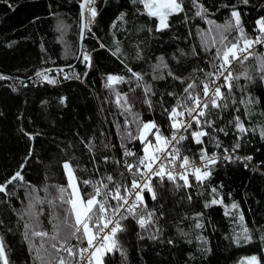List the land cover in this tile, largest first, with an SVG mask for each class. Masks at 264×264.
Masks as SVG:
<instances>
[{"label": "trees", "instance_id": "16d2710c", "mask_svg": "<svg viewBox=\"0 0 264 264\" xmlns=\"http://www.w3.org/2000/svg\"><path fill=\"white\" fill-rule=\"evenodd\" d=\"M80 1L0 0V76L6 77L0 79V184L17 171L24 177L9 184L7 194L0 193V238L11 264H40L34 257L41 240L31 235L25 238L24 225L29 222L25 213L30 203L34 211L43 210L40 221L45 230H51L48 221L53 210L47 203L36 204L35 198L52 199L57 194L52 185H67L65 161L71 163L80 181L106 183L105 177L112 175L116 182L130 183L124 161L133 162L136 157H126L125 148L143 155L140 141L128 137L129 132L137 134L136 118L154 121L169 136L165 109L176 104L187 83H199L203 77L199 69L212 70L215 52L204 50L202 36L209 29L216 36L223 31L218 26L234 24L233 6L249 37L259 34L256 21L264 17V0H248L247 4L243 0H198L207 9L201 16L196 15L200 9L192 0H183L184 12L170 18L169 28L156 31L157 20L138 12L143 6L132 0H94L97 15L90 30L84 32L81 57L64 71L71 75L60 78L58 68L69 67L76 59ZM121 13L122 20L118 19ZM228 35L232 39L239 32L233 29ZM84 54L90 55V66L83 60ZM158 57L164 58L167 67L154 72ZM246 66L252 80L236 81L228 108L211 110L208 117L225 131L205 128L212 135L197 145L189 130L185 133L189 138L178 145L182 155L194 160H199L202 147L209 155L215 153L217 162L210 166V177L203 184L190 177L191 188H177L166 179L153 178L158 198L153 201L145 194V203L155 210V223L142 229L132 216L123 220L125 230L118 233L120 250L105 255V264H239L250 256L264 264V81L255 71V57ZM128 68L141 73L143 81L138 82ZM45 70L56 76V83L28 84ZM169 71L184 83L168 76ZM241 71L237 64L234 72ZM108 75L121 76L124 82L109 89L105 87ZM154 75L164 78L153 79ZM145 84L152 89L147 96L151 107L144 102ZM222 91L227 94L226 88ZM170 92L176 96L168 95ZM117 94H127L129 104H118ZM236 116L246 133H239L229 123ZM236 144L239 148L233 150ZM45 186H49L47 192ZM80 187L85 195L93 191L91 186ZM213 199L222 203L211 204ZM234 203L237 208L231 207ZM56 212L63 215L62 209ZM241 215L251 241L241 239L238 245ZM197 222L202 226L196 227ZM86 245L84 241L81 246ZM40 254L46 256L43 249Z\"/></svg>", "mask_w": 264, "mask_h": 264}, {"label": "snow or ice", "instance_id": "6c2138e0", "mask_svg": "<svg viewBox=\"0 0 264 264\" xmlns=\"http://www.w3.org/2000/svg\"><path fill=\"white\" fill-rule=\"evenodd\" d=\"M132 2L143 6L142 9H137L138 12H142V14L158 21L156 31L169 28L170 18L184 12L183 0H132ZM247 2L248 0H243V3L247 4ZM93 4L94 0H81L80 14L82 20L86 16L91 19L95 18L97 11ZM192 4L200 9L196 12L197 16H201L202 12L207 11L203 8V5L198 4V0H192ZM224 7L228 6L224 5ZM123 17L124 14L121 13L118 19L122 20ZM231 18L235 23L229 22L224 26H218L223 27V31L219 32L218 35H212V30L209 29L207 35L202 36L204 50H214L215 52L210 61L212 70L199 69L203 73L199 83L195 80L187 83L183 89V95L177 98L176 104L171 109H165L168 113L171 136L163 135L154 121L144 122L139 120V117L136 118L138 124L137 134L133 135L129 132L128 137L140 141L143 155L137 156L136 153L125 148L124 155L126 157H136L133 162L124 161V167L131 176L130 183L116 182L112 175L105 177L106 183L90 180L80 181L71 163L65 161L62 167L67 185H52L51 187H54L57 193L52 199L35 198L36 204L47 203L53 210L51 219L48 221L51 225L50 231L45 230L40 221L39 217L43 210L34 211V205L29 204L28 211L25 213L29 216V222L24 225L26 229L25 238L27 239L29 235L40 238L41 244L36 249L37 255L34 257L35 260L40 261V264H105V255L120 250L118 233L125 230L122 225L123 220H126L128 216H132L136 218L142 229H147L155 223V210L148 209L145 203V194L150 195L153 201L158 198L154 177L159 178L161 182L166 179L177 188H191L190 177H193L198 184H203L210 177V166L217 162L216 154L209 155L207 150L202 147L200 148L199 163H197L189 156L182 155L178 145L189 138L185 135L189 130H191L192 141L197 145H203L205 143L203 138L212 135L211 132L205 131V128L211 129L212 132L225 131L223 128H217L215 120L208 119V117L212 114L211 110L228 108L227 100L232 94L236 81L241 78L252 80L246 66V61L250 57L256 58L255 71L260 75V79L264 81V54L254 51L257 45L264 46V17L256 21L259 34L254 38L245 34L241 24V14L235 9V6L231 11ZM91 19L89 22H91ZM233 29L239 32V36L229 39L228 34ZM101 47L104 46L101 45ZM119 51L120 49L117 47L116 52ZM137 57H140L139 52H137ZM83 60L90 66L91 57L89 54H84ZM158 60L160 63L153 66L154 72L161 67H167L163 57H158ZM237 64L243 68V71L234 72ZM128 71L132 73V76L138 82L143 81L141 73H137L131 68H128ZM40 75L41 73L38 72L37 76ZM168 76L184 83L181 77L176 76L171 71L168 72ZM162 78L164 77L153 76V79ZM0 79H6V77L0 76ZM44 79L50 84L56 83L55 80L49 79L47 76ZM121 82H124L123 77L108 75L105 87L114 90V86ZM222 88L227 89V94L222 91ZM144 90L146 96L144 102L151 107L147 96L152 89L145 84ZM168 95L176 96L175 93L171 92ZM121 101L125 105L129 104L127 94L123 96L117 94L116 102L119 104ZM60 102L64 103V98H61ZM127 110H130V106ZM229 123H233L239 133L247 132L239 116L234 117L233 121ZM225 135H227V132H225ZM261 135L264 138V132ZM212 138L214 139V137ZM216 147H220L219 143ZM236 148H239V144L234 145L233 150ZM227 152L228 149H225V153ZM224 158L231 159L229 155H225ZM104 159L107 162L108 158L105 157ZM244 159L251 160V157H245ZM24 166V164H21V170ZM16 180H24L21 171H17L5 183L0 184V193H6L7 186ZM178 181H183V184L181 185ZM81 184L91 186L93 191L85 195L80 187ZM48 187L45 186V192L48 191ZM212 191L215 193L217 190L213 188ZM188 199L191 200V196ZM113 201L115 203H112ZM218 203H222V201L217 199L211 201V204ZM205 206L208 207L209 205ZM231 207L237 208L238 205L234 203ZM56 209H62L63 215L57 214ZM124 213H127V215ZM226 214H228L227 211ZM199 215L201 214L197 213V216ZM243 219L241 215L239 220L242 234L235 241L238 245L241 239L245 242L251 241V236L248 235L249 229L244 226ZM201 226L197 222L196 227ZM151 238L155 239L154 236ZM72 240H76L78 243H70ZM84 241L87 242V246H81ZM46 244L48 248L45 247ZM49 248L52 250L51 252L48 251ZM41 249L44 250L46 256L40 254ZM61 253H66L67 256ZM0 264H11L2 238H0ZM239 264H260V261L256 256H250L242 258Z\"/></svg>", "mask_w": 264, "mask_h": 264}, {"label": "built area", "instance_id": "2783aa9c", "mask_svg": "<svg viewBox=\"0 0 264 264\" xmlns=\"http://www.w3.org/2000/svg\"><path fill=\"white\" fill-rule=\"evenodd\" d=\"M255 50H260V52L262 54H264V46H261V45H257L254 49ZM49 72H43L41 73L40 76H37L35 75L34 77L30 78L28 80V84L35 87V86H41V85H44V84H49L45 79L44 77L47 76L49 78ZM71 75V73H64V71H61L59 73V77L60 78H63V77H69ZM75 75V74H74ZM172 134V133H171ZM171 134L169 136H171ZM197 163H199V160H195ZM155 178V177H154ZM123 211V210H122ZM87 246V245H86Z\"/></svg>", "mask_w": 264, "mask_h": 264}, {"label": "water", "instance_id": "95a60500", "mask_svg": "<svg viewBox=\"0 0 264 264\" xmlns=\"http://www.w3.org/2000/svg\"><path fill=\"white\" fill-rule=\"evenodd\" d=\"M81 3V1H80ZM81 9H80V4H79V30H78V43H77V55H76V59L74 61V63L72 65H70L69 67H63V68H58V70H62V71H66L68 69L73 68L76 63L79 61L80 57H81V53H82V40H83V36H82V29H83V35L85 32V18L82 20L81 18ZM49 70H45L43 72H48ZM41 72V73H43Z\"/></svg>", "mask_w": 264, "mask_h": 264}, {"label": "rangeland", "instance_id": "374dc122", "mask_svg": "<svg viewBox=\"0 0 264 264\" xmlns=\"http://www.w3.org/2000/svg\"><path fill=\"white\" fill-rule=\"evenodd\" d=\"M90 19H91V18H90V17H87V16H86V18H85V25H87V27H85V32L89 29V27H90V25H91V23H92V19H91V22H89ZM157 23H158V21H157ZM54 78H56V76L53 77V76L49 75V79L54 80ZM49 84H50V83H49ZM62 165H63V164H62ZM63 171H64V170H63ZM66 181H67V179H66Z\"/></svg>", "mask_w": 264, "mask_h": 264}, {"label": "bare ground", "instance_id": "6f19581e", "mask_svg": "<svg viewBox=\"0 0 264 264\" xmlns=\"http://www.w3.org/2000/svg\"><path fill=\"white\" fill-rule=\"evenodd\" d=\"M68 71V70H67Z\"/></svg>", "mask_w": 264, "mask_h": 264}]
</instances>
